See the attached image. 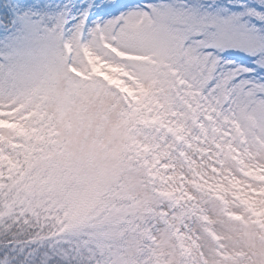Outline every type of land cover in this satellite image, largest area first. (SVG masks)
<instances>
[{
	"label": "snow or ice",
	"instance_id": "snow-or-ice-1",
	"mask_svg": "<svg viewBox=\"0 0 264 264\" xmlns=\"http://www.w3.org/2000/svg\"><path fill=\"white\" fill-rule=\"evenodd\" d=\"M0 264H264V0H0Z\"/></svg>",
	"mask_w": 264,
	"mask_h": 264
}]
</instances>
